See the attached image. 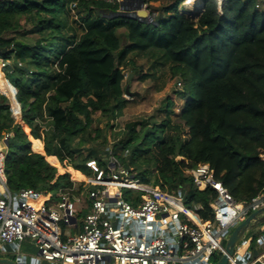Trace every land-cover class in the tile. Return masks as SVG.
<instances>
[{
	"label": "trees",
	"instance_id": "16d2710c",
	"mask_svg": "<svg viewBox=\"0 0 264 264\" xmlns=\"http://www.w3.org/2000/svg\"><path fill=\"white\" fill-rule=\"evenodd\" d=\"M142 1L150 18L125 15L128 7L114 0H0V49L6 60L16 55L18 66L4 65L5 78L0 72V84L13 89L0 92V135L13 133L4 160L11 193L29 187L54 196L62 188L70 192L69 173L58 172L54 156L78 174L92 172L86 159L103 168L101 158L78 159L71 142L93 112L110 115L126 102L122 63L142 80L159 69L161 78H180L183 103L174 113L167 99L158 122H127L113 151L121 165L146 183L184 186L186 204L200 202L204 218L216 192L193 186L188 170L198 163H209L238 200L264 193V0H201L196 18L181 9L183 0ZM27 27L34 41H13ZM137 59L149 63L145 71ZM40 140L43 146L34 148ZM128 149L129 160L117 154Z\"/></svg>",
	"mask_w": 264,
	"mask_h": 264
},
{
	"label": "built area",
	"instance_id": "2783aa9c",
	"mask_svg": "<svg viewBox=\"0 0 264 264\" xmlns=\"http://www.w3.org/2000/svg\"><path fill=\"white\" fill-rule=\"evenodd\" d=\"M114 1L120 8H133L137 1L141 9L147 6L140 0ZM216 2L219 5L221 0ZM12 135H0V251L4 252L0 257L18 264L27 263L21 250L26 240L36 248L38 264H214L232 228L264 207V193L248 201L234 198L215 178L209 163L203 162L188 172L194 187L216 192L208 202L210 217L204 218L200 202L186 204L184 186L169 190L146 183L111 155L106 168L94 159L85 161L94 175L84 179L89 187L85 189V211L78 220L75 201L79 197L67 189H60L56 196L30 187L9 191L4 160ZM122 189L133 191L132 200L123 197ZM60 221L75 228L65 239L60 236ZM243 241L227 264H264V250L253 256L245 248L238 254Z\"/></svg>",
	"mask_w": 264,
	"mask_h": 264
},
{
	"label": "rangeland",
	"instance_id": "374dc122",
	"mask_svg": "<svg viewBox=\"0 0 264 264\" xmlns=\"http://www.w3.org/2000/svg\"><path fill=\"white\" fill-rule=\"evenodd\" d=\"M159 3V1H155L152 2V5L157 6L159 5ZM127 7L128 11H130L131 7ZM180 7L182 10L190 12V14L195 18L197 17L198 13L202 10L201 0H183L180 4ZM137 9H141L139 1H137L135 5H133V10ZM145 9L148 11L147 6ZM150 10H153V8H150ZM71 13H75L74 10H71ZM153 13L155 14V11ZM120 31L125 32L124 29H121ZM36 37L37 35L30 30V27H27L26 30L18 32L16 34V39L13 41H26L28 43H32ZM121 40H123V37ZM0 52V60L5 61L6 59H4L3 57H5L7 53L3 52V49H0ZM13 60H17L16 55L14 56L13 54H11L10 58L6 60L5 64L1 65L2 72L1 70L0 72L2 76L4 65L9 64L18 67L17 65L12 63ZM136 64L143 65L142 72L145 71L146 67H148L149 65V63H145L142 59H137ZM119 68L124 73V78L122 80V88L124 90V93L122 96L124 97V99H126V102L121 107L116 108L113 111V114L110 115L101 112H93L91 124L87 127L84 132L78 134L71 142V146L76 151L78 159H86V157L101 158L104 161L103 168H106L107 161H109L110 156L114 155V147L118 145V140L124 135L126 130L125 124L127 122L135 120L140 121L142 123L148 122L149 124L158 122L165 116V111L163 110V108L166 105L167 99L168 101H171L170 105L174 113H178L180 111L181 105L183 103V99L178 93V91L182 90L183 87L182 80L180 78L169 77L167 73H165V78H161L158 75H160V73L164 70L159 69L156 70V72L154 73V77L152 76L151 78L142 80L140 78L141 74L139 71H137V69L134 70L135 72H132V69H129V67L125 66V63H122V65L120 64ZM3 78L5 77L3 76ZM126 88H128L129 91L132 93L131 95L125 94ZM11 91H13V89L8 83L4 85L0 84L1 93L5 92L6 94L10 95ZM8 105L16 120L22 125V119L18 110V106L12 108L9 97ZM18 112L20 117L15 114H18ZM41 124L44 127L45 131H49L50 127L47 125V121H43L41 122ZM140 125L141 124H138L136 126V129H139ZM40 141H34V148L39 147L42 142ZM129 153H131L130 149H128L126 152H123V154L120 150H117V154H119V156L123 159L129 160ZM114 156L116 157V155ZM47 157L48 156H45L46 159ZM51 164H53L57 168L58 172L67 171L69 173V179L70 181H73V186L70 189V194L75 198L79 197V200L75 201V206L77 208L78 213L81 215L85 211L86 206L85 189L89 187V184H87L84 179H87V177L89 176H93L94 172H90L88 175L79 172L82 176L80 178L78 176V173H76V175L71 174L69 171L70 169H68V167L65 168L61 165H67L66 160L60 164L55 156L54 162ZM138 167L140 169H147L148 165L139 161ZM147 175L149 176V178L152 179L150 173H148ZM122 194L124 198L129 199L132 197L133 191L130 189H122ZM80 215L78 216V220H80L81 218ZM59 228L60 236L62 239H65L66 233L72 232L73 229L62 221L59 222ZM5 248L7 251H10L9 246L6 245ZM21 250L25 252L29 260L37 256V250L31 241L26 240L25 242H23L21 244ZM0 255H4V252L0 251ZM8 255L14 257V254L9 253Z\"/></svg>",
	"mask_w": 264,
	"mask_h": 264
},
{
	"label": "water",
	"instance_id": "95a60500",
	"mask_svg": "<svg viewBox=\"0 0 264 264\" xmlns=\"http://www.w3.org/2000/svg\"><path fill=\"white\" fill-rule=\"evenodd\" d=\"M140 1L142 2V0ZM124 14L139 19L146 18L148 16V12L145 9L130 10L128 12H124ZM199 14L200 13H198V15ZM125 94L131 95L132 93L128 88H126ZM71 222L75 223V218H72ZM262 223H264V207L252 211L241 222H239L235 227L232 228L229 236L224 242L223 253L214 264H227L228 257L233 254L235 248L241 243L248 232ZM0 264L18 263L8 257L3 256L0 257Z\"/></svg>",
	"mask_w": 264,
	"mask_h": 264
},
{
	"label": "crops",
	"instance_id": "0c3cea01",
	"mask_svg": "<svg viewBox=\"0 0 264 264\" xmlns=\"http://www.w3.org/2000/svg\"><path fill=\"white\" fill-rule=\"evenodd\" d=\"M21 44H22V42H21ZM42 146H43V143H42ZM68 169L73 170L74 171L73 174L76 175L75 171H77V170H74L71 167H68ZM78 172H80V171H78ZM78 176L80 178L82 177L81 174H78ZM77 218H78V216H77ZM72 231H75V228H73ZM259 241H262V243H260ZM245 248H248L253 256L259 255L264 250V223L258 225L253 230L248 232V234L244 237V241H243L241 247L239 248L238 254H240ZM22 253L24 254V256L27 260L26 264H38L39 263V262H37L36 257L29 260V258L25 254V252L22 251Z\"/></svg>",
	"mask_w": 264,
	"mask_h": 264
},
{
	"label": "bare ground",
	"instance_id": "6f19581e",
	"mask_svg": "<svg viewBox=\"0 0 264 264\" xmlns=\"http://www.w3.org/2000/svg\"><path fill=\"white\" fill-rule=\"evenodd\" d=\"M5 62H6V60H5V61H4V60H3V61L0 60V70H1V65H2V64H5ZM1 72H2V70H1ZM15 114H16L17 116H19V114H17V113H15Z\"/></svg>",
	"mask_w": 264,
	"mask_h": 264
}]
</instances>
